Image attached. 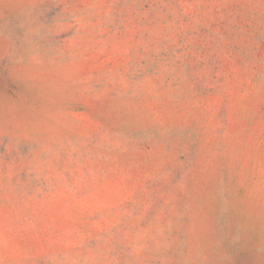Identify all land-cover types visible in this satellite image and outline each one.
<instances>
[{
    "label": "clouds",
    "instance_id": "1",
    "mask_svg": "<svg viewBox=\"0 0 264 264\" xmlns=\"http://www.w3.org/2000/svg\"><path fill=\"white\" fill-rule=\"evenodd\" d=\"M0 84V264H264V0H0Z\"/></svg>",
    "mask_w": 264,
    "mask_h": 264
},
{
    "label": "rangeland",
    "instance_id": "2",
    "mask_svg": "<svg viewBox=\"0 0 264 264\" xmlns=\"http://www.w3.org/2000/svg\"><path fill=\"white\" fill-rule=\"evenodd\" d=\"M131 39L133 42H135L136 39H138V34L134 31L131 34ZM203 41V33L201 36L197 37V43H202ZM247 82H241L239 85L240 93L243 95V93L247 90ZM3 88V85L0 84V89ZM212 89H208L204 94L206 96L211 97ZM209 109L207 116L205 119L211 118L213 123H219L226 126H231L232 122V112L230 108L228 107L227 102H217L213 103L212 99H209ZM24 178V174L21 173V179ZM238 264H248L247 258L242 254L238 259Z\"/></svg>",
    "mask_w": 264,
    "mask_h": 264
}]
</instances>
